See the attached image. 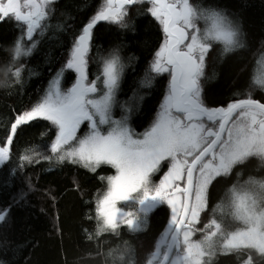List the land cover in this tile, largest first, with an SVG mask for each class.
Segmentation results:
<instances>
[{
	"label": "snow or ice",
	"instance_id": "obj_1",
	"mask_svg": "<svg viewBox=\"0 0 264 264\" xmlns=\"http://www.w3.org/2000/svg\"><path fill=\"white\" fill-rule=\"evenodd\" d=\"M136 2L103 0L82 23L43 95L16 110L8 122L0 139V162L11 159L21 128L42 118L54 136L43 151L36 146L20 151L17 169L48 161L68 162L92 173L105 166L114 170L99 176L105 187L97 190L96 226L87 233L104 264H136V250L128 241L105 251L103 236L144 230L149 213L162 204L170 209L163 241L157 238L145 264H213L218 254L235 255L239 264H264V176L249 174L243 179L244 169L254 160L259 162L257 170H264V96L254 98L248 91L219 107L207 106L202 98L210 51L219 42L221 57L244 52L249 45L243 26L222 9L191 0H147V12L163 35L140 84L151 85L153 74L166 72L169 79L152 122L138 133L129 124V114L143 97L136 90L125 100L117 96L127 67L121 46H111L106 54L97 47L95 78L90 79L88 72L94 27L101 21L127 27V6ZM52 3L0 0V21L13 19L23 25L5 69L16 84L23 82L26 65L13 64L33 52L38 43L34 34L48 26ZM260 55L264 69V52ZM66 69L75 73V79L65 88L61 77ZM252 87L264 90V70L252 77ZM114 107L121 110L119 118H113ZM85 124L87 130L81 132ZM15 173L12 170L13 177ZM24 196L21 191L16 199ZM7 216V210H0V222Z\"/></svg>",
	"mask_w": 264,
	"mask_h": 264
},
{
	"label": "trees",
	"instance_id": "obj_2",
	"mask_svg": "<svg viewBox=\"0 0 264 264\" xmlns=\"http://www.w3.org/2000/svg\"><path fill=\"white\" fill-rule=\"evenodd\" d=\"M102 2L53 0L52 13L46 21L48 26L43 32L37 30L34 34L38 43L33 52L13 64V67L26 65L20 84L14 83L5 69L10 63L13 40L23 25L13 19L0 21V139L4 138L6 126L16 110H23L43 95L49 81L66 60L74 35ZM191 2L201 7L222 9L230 19H238L249 45L242 53H226L221 57L222 44H214L202 78L205 104L209 107L226 106L238 94L248 91L254 98L264 96V90L249 88L252 77L259 73L260 53L264 52V0ZM148 7L147 0H138L127 6L128 26L125 28L106 21L98 22L93 29L89 53L88 72L92 79L97 74V47L106 54L111 46H121L120 54L127 67L117 96L125 100L136 90L143 97L138 108L129 114V124L138 133L151 123L169 79L165 72L153 75L151 85L140 84L163 35L159 23L147 12ZM200 26L203 27V22ZM129 57L133 58L130 63ZM74 79L75 73L66 69L61 86L70 87ZM120 112L119 107H114L113 117H119ZM52 136L54 130L42 118L22 127L15 139L11 159L0 164V210L8 211L6 222H0V264H104L103 258L96 254L97 244L88 240L87 233L95 230V196L97 190L102 192L105 187L99 176L112 174L114 170L105 166L92 173L79 165L68 162L50 164L48 161L26 164L23 170L17 169L20 151L32 146L43 151L42 146L50 143ZM258 163L254 160L244 169L243 179L249 174L264 176V170H257ZM27 181L31 182L30 188ZM223 187L219 186L218 194ZM21 191L25 196L17 200ZM167 220L166 209L159 205L149 213L144 230L127 234L124 229L120 237L104 235V250L126 240L136 250V264H145L147 254L145 259L144 255L163 233ZM213 264H239V261L235 255L218 254L213 257Z\"/></svg>",
	"mask_w": 264,
	"mask_h": 264
},
{
	"label": "rangeland",
	"instance_id": "obj_3",
	"mask_svg": "<svg viewBox=\"0 0 264 264\" xmlns=\"http://www.w3.org/2000/svg\"><path fill=\"white\" fill-rule=\"evenodd\" d=\"M153 59V58H152ZM151 59V60H152ZM150 63V62H149ZM148 66H149V64H148ZM148 68V67H147ZM262 70H264V69H261V66L259 67V72L260 71H262ZM160 74H162V73H160ZM153 75H155V74H153ZM158 107H159V105H158ZM157 110H158V108H157ZM156 110V111H157ZM155 114H156V112H155ZM155 114H154V116H155ZM114 118V117H113ZM117 118H119V117H117ZM154 118V117H153ZM153 120V119H152ZM152 122V121H151ZM150 125V124H149ZM148 125V126H149ZM87 130V128H86V124L85 125H82L81 126V129H80V131L81 132H83V131H86ZM2 162H0V164H1ZM161 206H163L165 209H166V211H167V213H168V218H169V216H170V209L167 207V205L166 204H162ZM125 207H126V205H125ZM202 219H204V220H206L204 217L202 218ZM167 226V225H166ZM201 226H202V224H201ZM166 228V227H165ZM165 230V229H164ZM164 232V231H163ZM160 238H161V241H163V237H162V234L159 236ZM194 238H196V239H198L199 238V233H196L195 235H194ZM154 245V244H153ZM153 245H152V247L148 250V252L146 251V253H145V255H144V259H145V256H146V254H148L150 251H152L153 250Z\"/></svg>",
	"mask_w": 264,
	"mask_h": 264
},
{
	"label": "flooded vegetation",
	"instance_id": "obj_4",
	"mask_svg": "<svg viewBox=\"0 0 264 264\" xmlns=\"http://www.w3.org/2000/svg\"><path fill=\"white\" fill-rule=\"evenodd\" d=\"M141 131V130H140ZM160 236V235H159Z\"/></svg>",
	"mask_w": 264,
	"mask_h": 264
}]
</instances>
